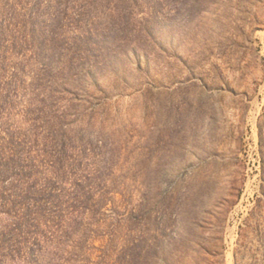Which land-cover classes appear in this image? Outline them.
Instances as JSON below:
<instances>
[{
	"label": "rangeland",
	"instance_id": "1",
	"mask_svg": "<svg viewBox=\"0 0 264 264\" xmlns=\"http://www.w3.org/2000/svg\"><path fill=\"white\" fill-rule=\"evenodd\" d=\"M0 264H264V0H0Z\"/></svg>",
	"mask_w": 264,
	"mask_h": 264
}]
</instances>
